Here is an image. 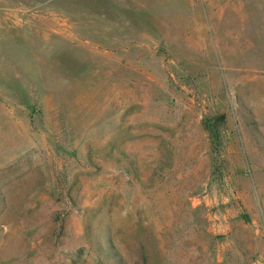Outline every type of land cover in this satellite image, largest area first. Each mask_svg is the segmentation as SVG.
Instances as JSON below:
<instances>
[{"label":"rangeland","instance_id":"374dc122","mask_svg":"<svg viewBox=\"0 0 264 264\" xmlns=\"http://www.w3.org/2000/svg\"><path fill=\"white\" fill-rule=\"evenodd\" d=\"M0 264H264V0H0Z\"/></svg>","mask_w":264,"mask_h":264},{"label":"trees","instance_id":"16d2710c","mask_svg":"<svg viewBox=\"0 0 264 264\" xmlns=\"http://www.w3.org/2000/svg\"><path fill=\"white\" fill-rule=\"evenodd\" d=\"M204 125L214 145H218L220 137V126L211 118L204 120Z\"/></svg>","mask_w":264,"mask_h":264}]
</instances>
